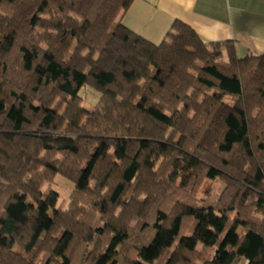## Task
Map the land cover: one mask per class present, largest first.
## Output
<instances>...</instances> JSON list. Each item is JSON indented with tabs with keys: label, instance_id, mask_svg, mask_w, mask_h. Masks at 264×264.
Instances as JSON below:
<instances>
[{
	"label": "trees",
	"instance_id": "trees-1",
	"mask_svg": "<svg viewBox=\"0 0 264 264\" xmlns=\"http://www.w3.org/2000/svg\"><path fill=\"white\" fill-rule=\"evenodd\" d=\"M135 1L0 0V264H264V55Z\"/></svg>",
	"mask_w": 264,
	"mask_h": 264
},
{
	"label": "crops",
	"instance_id": "crops-1",
	"mask_svg": "<svg viewBox=\"0 0 264 264\" xmlns=\"http://www.w3.org/2000/svg\"><path fill=\"white\" fill-rule=\"evenodd\" d=\"M177 22L207 44L235 45L241 59L264 55V0H136L122 19L156 46Z\"/></svg>",
	"mask_w": 264,
	"mask_h": 264
},
{
	"label": "rangeland",
	"instance_id": "rangeland-1",
	"mask_svg": "<svg viewBox=\"0 0 264 264\" xmlns=\"http://www.w3.org/2000/svg\"><path fill=\"white\" fill-rule=\"evenodd\" d=\"M242 57V56H241ZM80 97L83 100V108L86 111H91L92 109L96 108L97 105L100 102L101 96L99 93L95 92L91 88H84L81 93ZM52 191L58 194L59 198V205L61 208L66 210L69 205L71 204L72 201H78L79 203H83L85 206H89L86 200L83 197L77 196L75 194L74 186L66 181L65 179L61 177H57L55 179L54 185L51 187ZM208 189V183H206L201 192H200V197L207 191ZM95 217L94 214L89 213L88 214V223L91 225L94 223ZM78 254V251L76 252L75 256ZM80 254L83 256L82 251ZM78 256V255H77ZM77 258V257H76ZM76 260V259H75ZM79 261V258H78Z\"/></svg>",
	"mask_w": 264,
	"mask_h": 264
}]
</instances>
